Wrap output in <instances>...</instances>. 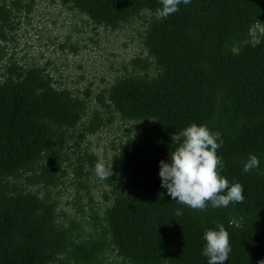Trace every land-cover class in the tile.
<instances>
[{"label": "trees", "instance_id": "1", "mask_svg": "<svg viewBox=\"0 0 264 264\" xmlns=\"http://www.w3.org/2000/svg\"><path fill=\"white\" fill-rule=\"evenodd\" d=\"M56 1L93 30L133 25L141 49L97 92L61 86L49 61L12 53L22 24L58 45L33 24L38 0H0V264H207L203 235L218 226L225 264H264V0H191L166 18L159 0ZM193 123L220 133L219 172L242 203L194 210L161 187L171 135ZM250 155L260 167L244 173Z\"/></svg>", "mask_w": 264, "mask_h": 264}, {"label": "rangeland", "instance_id": "2", "mask_svg": "<svg viewBox=\"0 0 264 264\" xmlns=\"http://www.w3.org/2000/svg\"><path fill=\"white\" fill-rule=\"evenodd\" d=\"M33 24L58 45L72 41L77 45V51L67 50L64 53L57 48L58 45L47 49L39 36L26 24H22L23 29L16 35L18 45L15 53L12 51L13 56L19 64L43 65L49 61V71L53 72L57 83L72 89L91 85V90L97 92V89L106 85L102 78L111 81L122 71L124 63L141 49L139 41L133 35V25L118 30L103 27L93 30V24L85 14L67 9L61 1L50 4V0H38ZM114 129L116 128L102 130L98 135L89 138V147L97 150L99 144V149L102 150L120 134ZM61 197L65 201L70 199L64 191Z\"/></svg>", "mask_w": 264, "mask_h": 264}, {"label": "clouds", "instance_id": "3", "mask_svg": "<svg viewBox=\"0 0 264 264\" xmlns=\"http://www.w3.org/2000/svg\"><path fill=\"white\" fill-rule=\"evenodd\" d=\"M159 16L166 18L180 10V5H189L191 0H159ZM262 32V29L259 33ZM171 141L178 146L171 151L166 160L159 162L161 187L171 200L194 210L203 211L208 204L213 208H226L230 203L244 201L243 186L229 181L220 175L223 160L217 150L223 145L219 132H213L207 125L195 123L185 127L178 134L171 135ZM112 167V165H111ZM260 160L250 155L243 163V172L259 169ZM98 179L109 176L108 168L100 159L95 165ZM179 212V210H178ZM203 239L206 241L203 255L207 264H225L231 246L229 235L222 226L207 229Z\"/></svg>", "mask_w": 264, "mask_h": 264}]
</instances>
